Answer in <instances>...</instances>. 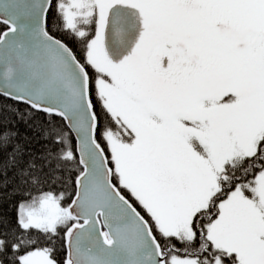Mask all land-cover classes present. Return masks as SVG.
<instances>
[{
  "label": "snow or ice",
  "instance_id": "6c2138e0",
  "mask_svg": "<svg viewBox=\"0 0 264 264\" xmlns=\"http://www.w3.org/2000/svg\"><path fill=\"white\" fill-rule=\"evenodd\" d=\"M0 25V95L65 122L28 159L0 131V264H264V0H0Z\"/></svg>",
  "mask_w": 264,
  "mask_h": 264
},
{
  "label": "trees",
  "instance_id": "16d2710c",
  "mask_svg": "<svg viewBox=\"0 0 264 264\" xmlns=\"http://www.w3.org/2000/svg\"><path fill=\"white\" fill-rule=\"evenodd\" d=\"M52 16L53 13L50 11V30L52 29ZM3 30L4 26L0 25V32ZM55 34L63 38L75 50V44L66 35L62 36L61 33ZM29 112H31L30 116ZM63 124V121L57 117L34 111L24 104L0 96V131L10 129L16 134L13 138V143H18L23 147L25 159H28L30 156H39L49 149L55 152L56 145L51 139L45 140L43 138V132L52 125L60 126ZM10 151L11 147L0 151V163L7 160L8 152ZM37 162L40 163V161ZM14 173L15 169H12L7 175V178L11 181L8 188L4 190L8 194L7 197H0V215L9 217L13 224H15V205L21 199L19 194H12L13 189L18 187V177H15ZM59 174L65 178L66 182L64 184L54 185L53 187L56 191L65 192L67 200L70 201L74 194V183L68 181V174L66 172ZM2 179H5V177L0 176V180Z\"/></svg>",
  "mask_w": 264,
  "mask_h": 264
},
{
  "label": "water",
  "instance_id": "95a60500",
  "mask_svg": "<svg viewBox=\"0 0 264 264\" xmlns=\"http://www.w3.org/2000/svg\"><path fill=\"white\" fill-rule=\"evenodd\" d=\"M2 96V95H1ZM5 97V96H4ZM6 98H8V97H6ZM8 99H10V98H8ZM12 100V99H11ZM15 101V100H14ZM22 103V102H21ZM60 118V117H59Z\"/></svg>",
  "mask_w": 264,
  "mask_h": 264
}]
</instances>
